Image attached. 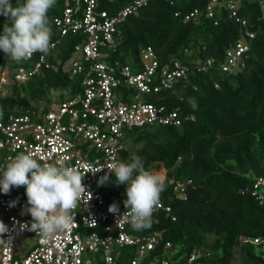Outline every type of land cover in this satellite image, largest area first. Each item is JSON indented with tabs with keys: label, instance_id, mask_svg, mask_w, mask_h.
Segmentation results:
<instances>
[{
	"label": "trees",
	"instance_id": "1",
	"mask_svg": "<svg viewBox=\"0 0 264 264\" xmlns=\"http://www.w3.org/2000/svg\"><path fill=\"white\" fill-rule=\"evenodd\" d=\"M95 1L97 11L114 15L131 0ZM208 1L149 0L118 26L115 48L102 49L103 60L109 64L138 70L140 51L149 46L158 71L172 69L174 63L188 70L170 89L144 97L164 104L168 111L177 109L180 125L126 130L119 153L120 161L139 156L147 171L166 177L160 203L169 207V212H156L146 230L127 227L129 233L139 236L158 231L161 242L170 243L166 252L163 244H158L144 257V263L264 264V201L259 198L264 195L263 182H259L264 174V16L255 0H242L239 14L248 19L255 35L242 55V65L222 71L226 50L235 45L239 29L226 18L224 8L220 14L215 12L217 17L208 18ZM11 2L15 6L23 0ZM63 8V0H57L48 13L51 42L60 41L45 55L47 67L43 64L21 82L11 77L0 95L3 123L10 115L43 113L52 103L82 93L84 76L71 74L68 66L75 45L86 34L69 31L60 37L53 20ZM190 12L194 15L185 19ZM5 23L10 21L0 15V34ZM38 56L17 63L0 50V70L30 69ZM190 100L197 107L193 108ZM101 176L95 190L108 201L126 196L127 185L115 184L114 174L105 185H98ZM177 183L184 185L182 196L174 190ZM241 236L262 242L258 246L242 243ZM134 252V246L119 248L117 264H130ZM191 255L195 258L188 263Z\"/></svg>",
	"mask_w": 264,
	"mask_h": 264
},
{
	"label": "built area",
	"instance_id": "2",
	"mask_svg": "<svg viewBox=\"0 0 264 264\" xmlns=\"http://www.w3.org/2000/svg\"><path fill=\"white\" fill-rule=\"evenodd\" d=\"M148 1L131 0L114 15H108L96 10L95 0H63L62 14L53 20L60 37L69 31L82 30L86 34L84 40L75 45L68 66L71 74L84 76L83 91L70 99L52 103L46 112L31 114L26 111L10 115L6 123L0 121V168L6 167L15 155L30 152L41 164L63 163L79 168L82 174L87 172L82 181L87 192L70 213L73 217L70 225L48 239L24 227L32 219L22 211L27 205L25 187H13L7 194L0 192V221L8 228L0 234V264H117L115 253L124 246L135 247L130 264H156V260L144 263L143 259L162 243L161 233L153 231L143 236L129 233L127 227L130 225L122 218L117 223L118 214L109 212V205L115 203L119 214L124 213L123 201L127 197L121 195L108 201L95 190L97 177L108 172L107 165L120 161L126 130L181 123L177 109L168 111L164 104L145 101L144 97L170 89L179 78L186 76L187 67L174 63L172 69L165 67L158 71L157 60L149 46L140 51L138 70L103 60L102 49H113L117 44L118 26ZM255 1L264 16V0ZM241 7L242 0H209L205 6L208 18L217 17L215 12L220 14L224 8L226 18L239 29L235 45L226 50L225 62L220 65L222 71L242 65V55L249 50L255 35L248 19L239 14ZM193 15L194 12H190L185 19ZM59 41L60 38L51 42V49ZM36 54L39 56L30 69L20 66L11 73L6 68L0 70V95H4L11 77L21 82L39 71L46 60L43 53L36 52L26 61ZM102 167L95 174L88 172ZM261 181L264 185V174ZM174 190L182 196L184 185L177 183ZM259 198L264 201V195ZM159 210L169 212L170 208L160 203L152 216ZM240 240L257 246L262 242L244 236ZM162 244L166 252L170 243ZM194 258L191 255L188 263ZM160 264H168V261L162 260Z\"/></svg>",
	"mask_w": 264,
	"mask_h": 264
},
{
	"label": "clouds",
	"instance_id": "3",
	"mask_svg": "<svg viewBox=\"0 0 264 264\" xmlns=\"http://www.w3.org/2000/svg\"><path fill=\"white\" fill-rule=\"evenodd\" d=\"M56 2L23 0L14 6L11 0H0V15L10 21L4 24L0 34V50L8 59L19 63L36 52L49 53L52 28L48 13ZM189 102L193 108L197 107L194 100ZM107 168L98 185H105L110 174H114L115 184L127 185V198L123 201L126 211L119 214L118 205L113 203L109 205V212L118 214L117 223L122 218L135 231L150 228L152 214L159 207L160 195L166 187V177L147 171L141 158L135 155L128 162H113ZM102 169L88 172L95 174ZM86 173L63 163L41 164L33 153L21 152L10 158L6 167L0 168V192L7 194L13 187H25L27 205L22 211L32 219L24 227L48 239L70 225L73 219L70 213L87 192L82 182ZM7 231V226L0 221V234Z\"/></svg>",
	"mask_w": 264,
	"mask_h": 264
},
{
	"label": "rangeland",
	"instance_id": "4",
	"mask_svg": "<svg viewBox=\"0 0 264 264\" xmlns=\"http://www.w3.org/2000/svg\"><path fill=\"white\" fill-rule=\"evenodd\" d=\"M159 174V173H158Z\"/></svg>",
	"mask_w": 264,
	"mask_h": 264
}]
</instances>
